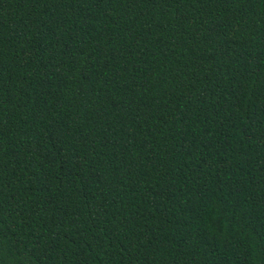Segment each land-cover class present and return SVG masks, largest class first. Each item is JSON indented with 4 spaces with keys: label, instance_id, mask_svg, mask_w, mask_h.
<instances>
[{
    "label": "trees",
    "instance_id": "16d2710c",
    "mask_svg": "<svg viewBox=\"0 0 264 264\" xmlns=\"http://www.w3.org/2000/svg\"><path fill=\"white\" fill-rule=\"evenodd\" d=\"M0 264H264V0H0Z\"/></svg>",
    "mask_w": 264,
    "mask_h": 264
}]
</instances>
